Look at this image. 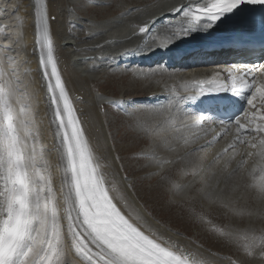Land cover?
Masks as SVG:
<instances>
[{"label":"snow or ice","instance_id":"6c2138e0","mask_svg":"<svg viewBox=\"0 0 264 264\" xmlns=\"http://www.w3.org/2000/svg\"><path fill=\"white\" fill-rule=\"evenodd\" d=\"M249 6L264 9V0H206L180 5L172 10L179 13L178 23L169 26L172 34L165 42L231 23L249 12ZM35 18V42L53 109L55 171L59 176L57 179L54 175L44 149L37 150L39 133L28 106L16 107L24 94L15 65L12 72L0 66V264H206L197 253L159 235L129 204L106 158L90 141L61 76L46 0H35ZM139 33L159 39L152 36L147 24L139 28ZM7 59L12 64V57ZM249 75L250 80L246 79ZM172 91L165 112L142 110L162 117L152 133L160 146L171 149L173 143L187 144L188 134L205 130L209 122L218 123L224 129L222 135L234 127L237 135L221 154L207 165L180 157L187 166L181 171L199 177L202 187L198 191L209 203L228 206L229 195L238 188L237 176H242L245 188L264 203V80L258 82L254 74L245 73L239 79L233 77L230 85L215 80L183 85L184 92L210 97L209 110H223L227 120L181 114L186 101L196 96L181 97L175 89ZM229 92L256 109L251 117L247 112L243 120L238 114H228L236 101L219 94ZM137 126L143 130L144 122L138 121ZM241 145L251 150L237 151ZM224 156L229 158L224 160ZM249 161L256 169L251 178L244 172ZM165 163L173 161H158L159 166ZM185 187L175 186L176 193L184 194ZM234 213L243 215L239 210ZM199 219L210 223L204 216ZM215 231L239 244L248 255L259 241L264 256V233L257 237L251 229Z\"/></svg>","mask_w":264,"mask_h":264},{"label":"bare ground","instance_id":"6f19581e","mask_svg":"<svg viewBox=\"0 0 264 264\" xmlns=\"http://www.w3.org/2000/svg\"><path fill=\"white\" fill-rule=\"evenodd\" d=\"M203 1L46 0V3L50 18V30L55 42V49L59 53L57 55L60 57L63 77L68 85L66 87L69 88L68 90L73 96L71 100H74L73 102L77 105V111L83 120L90 141L96 147L98 154L106 158L110 165V171L115 175L129 204L159 235L197 253L200 258L206 261V264H264V256L260 254L262 249L259 241L252 249V255H248L240 248L239 255L235 254L230 257L231 254H218L156 219L144 207L141 200L142 193H138L135 189V179L128 177L126 166L119 162L114 143L116 139L113 141V137L109 133L107 121L110 119V115L105 113L104 108L112 104H121L125 109H128L124 117L133 124L131 132L140 137L137 143L149 142L145 144L141 155V158H145L146 161L142 159L144 164L138 167L139 170L135 173L138 178L145 176L151 180L159 177L158 189L166 192L173 202H182L183 204L185 201H189L194 204H205L207 209L211 207L212 203L205 200L203 193L198 191L202 187L198 182L199 177H194L191 174L186 175L181 171L187 166L179 158L187 156L195 161H203L207 165L214 157L221 154L229 143L234 141L237 135L235 128L229 127L227 134L222 135L223 128H215L211 123H208L205 130L188 134L187 144L173 143L171 149H168L160 146L152 134L162 117L142 111L157 109L165 112L169 100L173 97V89L181 97L194 96L195 92L183 91V85L186 83L215 80L217 83L231 84L233 75H226L223 80L221 75L213 72L212 65L210 67L206 65L213 58V61L219 64V67L215 68L216 70L230 68L229 64L224 63L223 60H230L231 56L220 57L217 53L203 51L202 45L207 40L215 42L237 36L244 31L240 27L220 25L213 30L180 36L172 40L171 43L165 42L166 36L172 34L169 26H175L178 23L179 13H173L172 10L180 5L187 6ZM80 4L88 5V7L100 6L101 9L96 12L92 9L95 14L91 16L87 15L85 8H82L83 12L81 13L84 14L81 15L74 10ZM107 7H110L113 13L100 18L98 13L103 11L102 8ZM35 19V0H0V66L6 72H12V65H15V70L19 73L21 81L20 91L24 94L19 98L20 103L16 107L19 109L21 104L28 106L30 115L34 117L35 130L39 133L37 150L39 151L41 147L44 149L45 158L52 165L54 175L58 179L59 173L55 171L57 157L55 125L52 123L53 109L47 91V82L39 61V46L35 42ZM1 23L6 25V30L2 28ZM145 24L148 25L152 36L159 37V39L153 40L146 34L139 33V28ZM70 27L76 29L72 32L73 34L70 33ZM196 47H201L199 49L201 51L196 54L188 53ZM9 56L12 57V64L7 59ZM180 57H183L182 61L176 63ZM243 57L246 55L241 54L234 57L231 65L236 62V59ZM261 60L263 64L244 67L235 63L236 66H231L236 69L235 78L239 79L245 73H251L255 75L258 82L264 80V57ZM168 63H176V69L166 70L165 67ZM108 75L121 78L118 95L114 91H106L100 87L103 77ZM125 78L130 79L124 83ZM251 78V75L246 77L249 80ZM187 102L182 106L181 114H193L186 108ZM260 107L261 105L257 101V108ZM254 111L256 109L249 106L248 117H251ZM138 121L144 122L143 130L137 126ZM207 129L216 131L213 133ZM218 135L220 136L219 140L216 139ZM244 139L250 138L245 137ZM209 144H211L210 147H205L203 151L199 150L201 146ZM250 150L245 145H241L237 149L239 152ZM228 158V156H224V160ZM236 159L239 160L240 157L237 156ZM167 160H171L173 163L159 166L158 161ZM232 166H236L235 161ZM171 170L179 171L177 178H169L165 175ZM255 171L256 169L252 168V162L249 161V164L245 166V174L251 178ZM144 173L146 174L144 175ZM235 183L238 185L237 191L229 195L227 205L231 209L246 213L247 216L246 222H243L242 225L237 224L234 218L236 214L232 216L229 221L232 223V225L230 223L231 230L251 229L259 237L264 233V203L257 201L252 193L245 188L246 181L242 176H237ZM175 186H186L185 193L178 195ZM218 206L220 208L219 204ZM249 212L252 214L249 215ZM259 217H262L263 221L259 220ZM176 233L180 235L178 236Z\"/></svg>","mask_w":264,"mask_h":264},{"label":"rangeland","instance_id":"374dc122","mask_svg":"<svg viewBox=\"0 0 264 264\" xmlns=\"http://www.w3.org/2000/svg\"><path fill=\"white\" fill-rule=\"evenodd\" d=\"M89 7L91 8L89 9ZM89 7L88 5L80 4L77 5L74 8V10L80 13L81 15H83L84 13L81 12H83L82 10L85 8L84 10H86L87 15L89 14L92 16L95 14L92 11V9L95 12L98 9H101L100 6L99 7L89 6ZM102 9L103 11L98 13L100 18L104 17L109 13L111 14L113 13L111 12L112 9L110 7L102 8ZM70 28H69V30L71 31L70 33L76 30L74 27H70ZM54 48H56L55 45ZM55 52H56L55 55L59 63L60 72H62L61 76L63 77L64 74L62 71V65L60 63V57L58 56L59 55L58 50L55 49ZM129 79L130 78H125L124 80L126 81L124 83L128 82ZM63 80L66 82V79L64 77ZM121 82H122L121 78L119 79L116 76L108 75L107 77L106 76L103 77L100 87L102 89H105L106 91L107 90L114 91L118 95L119 84ZM66 86L68 85L66 84ZM68 89L69 88L67 87V90ZM69 95L70 98L73 99V96L70 92ZM73 104L77 109L76 103L73 102ZM104 110L106 114L110 115L111 120L109 119L107 123H108L109 133L111 134V137H113L112 138L113 141L116 139L114 141L116 148V155L119 159V162L121 164L123 163L126 166L128 177H133L135 179V183H134L135 189L138 193H142L143 199L141 198V200L144 207L147 208V210L150 211L151 214L163 224L169 226L173 230L186 234L187 236L193 238L198 243L204 245L210 250L218 254H227V255L231 254L229 255L230 257H233L235 254L239 255L240 254L239 250L242 247L236 242L230 241L229 239H226L218 235L217 232L215 231V229H223L224 231H234L231 230L232 223L229 222L231 221V217L235 215L233 211L234 209H231L228 206H223L220 203L210 204L211 207L208 206L210 207L208 208L209 209L208 210L207 207L205 208L206 206L205 204H194L189 201H185L183 204L182 202L180 203L173 202V200L170 199V196L166 192L164 193L161 189H158V184H159L158 182H160L159 177L151 180H149L145 176L142 178H138V176L135 173L139 170L138 167H141V165L144 164L142 159L146 161L145 158H141L142 157L141 155L143 153V148L145 147V144H148L149 142L146 141L145 143L144 142L137 143L140 140V137L135 133L131 132V129L133 128V124L131 123V121L127 120L126 117H124L126 116V111H128V109H125L121 104H112L106 106ZM178 173L179 171L177 170H171L165 173V175L167 177L169 176V178H177ZM145 174L146 173H144V175ZM154 188L156 189L155 191ZM189 204L191 207L189 206ZM218 204L220 205V208ZM245 214L246 213H244L243 216L242 215L234 216L235 220L237 221V224L239 223V225H242L244 224L243 222H246L247 214L246 215ZM199 216H204L206 220L209 221L210 223L202 222L199 219ZM237 216H239L240 218H238ZM261 218L262 217H259V220L263 221V218L262 219Z\"/></svg>","mask_w":264,"mask_h":264}]
</instances>
